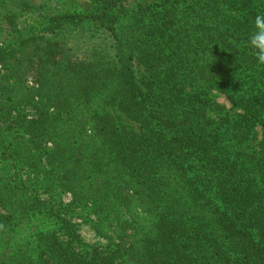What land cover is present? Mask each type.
Segmentation results:
<instances>
[{
	"label": "trees",
	"instance_id": "16d2710c",
	"mask_svg": "<svg viewBox=\"0 0 264 264\" xmlns=\"http://www.w3.org/2000/svg\"><path fill=\"white\" fill-rule=\"evenodd\" d=\"M93 1L58 22L93 23L113 51L80 57L45 29L41 69L59 57V76L37 117L0 106V264H264V0Z\"/></svg>",
	"mask_w": 264,
	"mask_h": 264
},
{
	"label": "rangeland",
	"instance_id": "374dc122",
	"mask_svg": "<svg viewBox=\"0 0 264 264\" xmlns=\"http://www.w3.org/2000/svg\"><path fill=\"white\" fill-rule=\"evenodd\" d=\"M147 1L153 2L155 0ZM95 6L96 3L93 0H0V40L5 45L11 41L13 35L17 34L16 36H18L19 33H26L25 38H27V42L21 45L15 46L17 42H13L12 52L0 59V106L3 105V102L8 104L15 102L16 111L13 112V115L24 121L37 117L36 104L39 102L41 94L51 92L49 89L52 81L57 80V76H59L56 73L58 70H56L55 65L59 57L49 58L44 63V68L41 69V55L49 49L48 46H45L47 43L41 38V33L45 29L51 34V39L55 38L56 35L52 31L59 32L62 28V32L67 30V46L72 47L73 53L80 57H86L89 53L93 56L94 51L100 54L105 53L107 50L113 51V42H111L113 39L93 23L86 21L78 26H62L58 22L61 14L86 15L94 10ZM127 23L128 21H125V24ZM15 25L19 28L18 32L14 30ZM57 25L60 27L58 28ZM37 53L39 57L34 58ZM25 58H29L31 61L28 59L26 64L24 63ZM131 64L135 71L136 80L141 83L144 75L142 65L139 61L133 59ZM22 73H24V81L20 78L23 76ZM90 100L85 104L89 106L91 104L96 105L100 101L99 98L94 96H91ZM216 100L227 108L230 107V103L224 94H217ZM79 111L80 109L74 110L77 117H79ZM117 113L121 115L122 120L124 119L123 122L132 124L131 120L129 121L128 117L124 116V113L119 111ZM7 124L11 128H8V130H11V137H15L14 141L16 143L22 142V138L25 136V128L18 127L17 123H13L11 120L7 121ZM71 198L72 196L69 193L63 195L65 203H69ZM75 220L81 223V232L86 241L91 243L104 242L102 238L95 235L89 224L83 222L81 218Z\"/></svg>",
	"mask_w": 264,
	"mask_h": 264
},
{
	"label": "clouds",
	"instance_id": "9594fccd",
	"mask_svg": "<svg viewBox=\"0 0 264 264\" xmlns=\"http://www.w3.org/2000/svg\"><path fill=\"white\" fill-rule=\"evenodd\" d=\"M257 31L250 37V48L258 66H264V17H256Z\"/></svg>",
	"mask_w": 264,
	"mask_h": 264
}]
</instances>
